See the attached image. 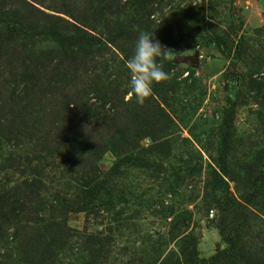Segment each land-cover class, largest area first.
Wrapping results in <instances>:
<instances>
[{"label": "rangeland", "instance_id": "1", "mask_svg": "<svg viewBox=\"0 0 264 264\" xmlns=\"http://www.w3.org/2000/svg\"><path fill=\"white\" fill-rule=\"evenodd\" d=\"M28 1L66 21L84 14L85 31L111 42L105 43L101 55L77 62L66 58L68 83L63 78L65 83L57 90L70 95L85 85L90 104L100 106L94 89L111 84L109 91L117 89L119 97L114 104L106 103V110L114 108L118 124L124 125L117 139L128 141L136 150L130 166L115 178L111 171L117 155L108 151L97 165L100 179L111 183L95 193L92 202L98 207L91 212L74 205L65 216L74 232L107 243L95 264H160L173 254L175 264H264V252L262 260L250 261L246 254L257 250L240 251L241 255L231 251L233 245L245 250L251 244L264 250V201L259 193L263 188L258 181L264 174V90L256 86L264 83V0H101L103 10L97 14L99 2L93 0ZM21 2L0 0V7L17 11ZM187 14L194 19L191 24L182 18ZM178 27L183 31L179 33ZM142 31L155 34L171 52L162 61L168 79L153 86V102L125 115L122 98L135 101L126 64ZM54 46L37 43L31 53L33 66L28 55L23 56L24 64L13 57L15 49L0 51V125L10 114L6 103L12 89L24 88L22 68L35 67L40 60L37 53ZM196 54V66L175 62L177 57ZM71 120L78 126L81 121L86 127L95 124L92 119ZM11 149L0 140V167ZM222 158L225 163L219 166L231 165L226 168L231 179L225 178V185L215 191L209 173L212 168L219 171L214 160ZM61 160L47 168L43 177L49 196L64 199L74 191L61 177ZM21 180L14 171L0 170V190ZM27 211L29 217L23 219L17 241L8 245L0 238V264H25V259L41 254L42 246L31 233L35 214ZM60 252L61 264L90 263L86 254L70 257Z\"/></svg>", "mask_w": 264, "mask_h": 264}, {"label": "trees", "instance_id": "2", "mask_svg": "<svg viewBox=\"0 0 264 264\" xmlns=\"http://www.w3.org/2000/svg\"><path fill=\"white\" fill-rule=\"evenodd\" d=\"M92 2H99V7L95 10L96 14L103 10L101 0ZM21 5V10L17 11L12 10V7L7 10L3 6L0 7L5 9L4 12L0 10V51L15 49L16 56L13 57H17L24 64L23 56L28 55L29 64L33 66L34 57L31 53L34 52L37 43L50 42L55 46L37 53L41 61L38 60L32 69L21 66L24 72L20 75V85L22 84L24 88L18 92L17 87H14L6 103L11 111L8 118L0 125V140L12 149L11 155L2 164L0 170L14 171L16 175L22 177V180L14 186L0 190V236L2 235L0 238H4L8 245L15 243L23 219L29 217L26 215L29 210L31 214H35V218H31L30 221H35L33 224L36 225L32 227L31 233L35 235L37 245L42 246V252L32 256L31 259H25V264H61L57 251L65 255L68 253L70 257L86 254L90 260L88 264H95L101 257L100 254L107 248V243L96 236L87 234L82 236L74 232L67 226L65 216L69 213L68 209L74 205H81L83 209L91 212L98 207L92 202L95 193L97 194L102 188H108L111 183L100 179L97 165L108 151L117 155V162L111 171V176L115 178L121 169L130 166L136 150L131 149L132 144L128 141L117 139L118 135H122L121 127L124 125L118 124V114L114 108L106 110V103H113L119 97L117 89V92L109 91L111 84L108 86L102 84L101 87L94 89V97L100 102V106L90 104V97L84 91L85 85L81 90L75 88L76 92L70 95L57 90L63 82L65 83V80L62 81L63 78L66 79V84L68 83L69 71L65 68L64 62L66 58L73 57L77 62L93 54L101 55L105 51V43L110 41L109 38L102 39L85 31L88 28L86 24L84 25L87 21L84 14L71 16V22L45 14L31 5L28 0H22ZM29 9L41 18L34 13L29 14ZM149 11L150 16L152 11ZM182 18L189 24L194 20L190 14L183 15ZM193 27L194 25L189 26L191 32ZM177 30L179 33L183 31L179 27ZM36 38L42 40L37 41ZM162 45L164 46V43ZM5 55L9 56L10 53ZM52 55H59V58H52ZM30 83L33 84L32 89ZM256 86L259 91L264 90L263 82ZM30 89L34 91L33 97L30 96ZM121 101L126 108L125 115L141 105L136 101L125 102L124 98ZM149 102H153L151 96L144 104ZM121 116L123 117L122 114ZM75 117L84 118L85 121L92 119L95 124L86 127L81 121L79 126L77 123L76 126L75 120H71ZM114 120L117 122L111 124ZM90 128L92 131L89 130ZM20 152L22 153L19 154ZM59 159H62L61 177L68 184L73 185L74 191L70 197L64 199H60L57 195L53 198L49 196L50 189L46 186L43 177L46 169L52 168L53 163ZM214 161L219 171L212 168L209 177L213 179V190L220 191L221 186L225 185V178L231 179L229 169H226L231 165L219 166L220 162L225 163L223 158ZM262 175L258 181L263 188L259 189L260 199L264 201V174ZM219 204L220 209L224 211V204L220 202ZM44 215H48V220ZM12 231L13 233L10 234ZM53 246L56 248L54 251ZM234 246L231 247V251H237L238 254L240 251L243 254L246 251L257 250L246 254L250 261L263 259L262 248H255L251 244L245 250H240ZM175 256L176 254H173L160 264H175L173 260ZM151 264L156 262L152 261Z\"/></svg>", "mask_w": 264, "mask_h": 264}, {"label": "clouds", "instance_id": "3", "mask_svg": "<svg viewBox=\"0 0 264 264\" xmlns=\"http://www.w3.org/2000/svg\"><path fill=\"white\" fill-rule=\"evenodd\" d=\"M168 53L171 52L155 39V34L143 31L138 34L133 54L126 64L136 103L144 104L151 96L153 86L168 79L162 63L168 58Z\"/></svg>", "mask_w": 264, "mask_h": 264}, {"label": "water", "instance_id": "4", "mask_svg": "<svg viewBox=\"0 0 264 264\" xmlns=\"http://www.w3.org/2000/svg\"><path fill=\"white\" fill-rule=\"evenodd\" d=\"M175 62L177 64H185L189 66H196L199 63V56L196 54L193 58H181L177 57L175 58Z\"/></svg>", "mask_w": 264, "mask_h": 264}]
</instances>
